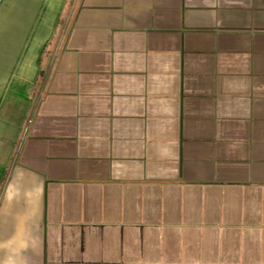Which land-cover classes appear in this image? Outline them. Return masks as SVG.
I'll return each mask as SVG.
<instances>
[{"label":"crops","instance_id":"obj_1","mask_svg":"<svg viewBox=\"0 0 264 264\" xmlns=\"http://www.w3.org/2000/svg\"><path fill=\"white\" fill-rule=\"evenodd\" d=\"M0 264H264V0H0Z\"/></svg>","mask_w":264,"mask_h":264},{"label":"trees","instance_id":"obj_2","mask_svg":"<svg viewBox=\"0 0 264 264\" xmlns=\"http://www.w3.org/2000/svg\"><path fill=\"white\" fill-rule=\"evenodd\" d=\"M60 23V22H59Z\"/></svg>","mask_w":264,"mask_h":264}]
</instances>
